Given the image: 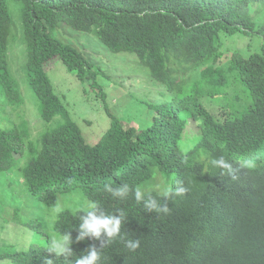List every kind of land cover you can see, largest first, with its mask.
<instances>
[{"label": "trees", "instance_id": "16d2710c", "mask_svg": "<svg viewBox=\"0 0 264 264\" xmlns=\"http://www.w3.org/2000/svg\"><path fill=\"white\" fill-rule=\"evenodd\" d=\"M13 1L37 99L33 113L47 124L36 138L25 118L28 129L22 123L0 128V176L12 175L21 201L34 196L47 220L50 210L59 213L47 242L0 260L75 264L89 246H100L90 237L75 239L80 208L93 200L114 215L123 208L128 218L122 232L140 240L135 252L118 241L106 245L101 264H264V175L246 169L233 172V179L211 165L220 156L229 162L264 158V0ZM9 2L0 0V84L5 102L17 110L25 101L10 70ZM64 27L93 34L113 53L135 55L142 76L165 87L164 100L144 102L139 127L129 125L137 121L131 114L120 118L109 110L110 127L95 144L87 142L46 65L59 58L102 96L104 72L58 38ZM181 182L188 191L168 196V215L146 213L135 200L137 188L161 198ZM122 183L131 189L125 200L104 190ZM66 232L73 254L57 259L47 248Z\"/></svg>", "mask_w": 264, "mask_h": 264}, {"label": "rangeland", "instance_id": "374dc122", "mask_svg": "<svg viewBox=\"0 0 264 264\" xmlns=\"http://www.w3.org/2000/svg\"><path fill=\"white\" fill-rule=\"evenodd\" d=\"M10 10L13 17V32L11 36L9 60L10 70L16 83V88L22 93L25 105L17 110L11 109L5 102L0 84V128L8 129L13 126L23 127L25 118L33 138L45 130L46 124L33 113V105L37 99L28 81L26 63L28 59L19 5L10 0ZM264 11V10H263ZM264 18V14H263ZM263 18L258 23L263 22ZM68 29V30H67ZM58 38L77 50L81 51L90 62L99 66L104 72V95L100 89L89 88L88 83L78 80L75 73L67 70L64 63L56 58L46 65V71L51 79L56 93L60 96L67 109L74 117L80 119V128L86 140L95 144L111 125L109 110L120 118L131 114L137 121L130 123L132 127H139L146 119V105L158 104L165 98V87L152 81H147L140 72H144L135 55L131 53H113L91 33H81L64 27ZM247 42H243V49ZM160 87L163 89L162 92ZM134 93V98H131ZM137 97V99H136ZM131 102V104H130ZM129 109L119 110L128 105ZM149 111V108L147 109ZM150 112L151 109H150ZM144 113V114H141ZM139 116H141L139 118ZM142 118V119H141ZM143 120V121H142ZM83 123V124H82ZM186 149L185 147L183 148ZM12 175L0 176V257L12 254L16 250H25L31 244L47 242L52 237L53 227L59 211L50 210L52 218L47 220V213L39 201L28 194L25 203L18 196L16 184H11ZM11 179V180H10ZM23 203V204H21ZM64 202L62 207H67ZM0 264H12L10 260H0Z\"/></svg>", "mask_w": 264, "mask_h": 264}, {"label": "clouds", "instance_id": "9594fccd", "mask_svg": "<svg viewBox=\"0 0 264 264\" xmlns=\"http://www.w3.org/2000/svg\"><path fill=\"white\" fill-rule=\"evenodd\" d=\"M213 167L222 170V174L232 175L233 179L236 177L233 172L246 171V169L253 170L257 168V174L264 175V158L258 155L244 156L238 160L228 161L224 156L211 160ZM104 190L109 193L114 199H127L131 189L127 183L122 184H106ZM188 191L187 187L181 182L174 189H169L167 196L157 198L154 196L145 197L141 189L135 190L134 196L138 204H141L146 213H156L157 216L168 215L170 212L167 198L175 195L181 196ZM118 214L106 212L98 201L88 200L82 204L80 214L78 216L79 224L77 235L75 237L77 242L83 241L85 237H90L99 241L100 246H89L84 253H82L75 260V264H101L102 249L106 245H111L114 242L123 243L124 247L130 251L135 252L140 247L139 239H132L122 232V226L126 223L128 214L123 208L117 209ZM72 236L70 232L61 234L58 239L53 240L47 252L54 254L57 259L60 257H69L73 254L71 249ZM45 264H53L50 259L45 260Z\"/></svg>", "mask_w": 264, "mask_h": 264}]
</instances>
